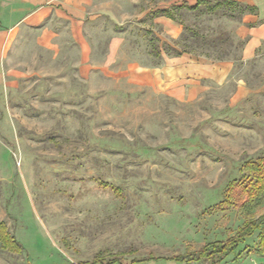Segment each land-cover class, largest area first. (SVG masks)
Segmentation results:
<instances>
[{
  "label": "rangeland",
  "instance_id": "374dc122",
  "mask_svg": "<svg viewBox=\"0 0 264 264\" xmlns=\"http://www.w3.org/2000/svg\"><path fill=\"white\" fill-rule=\"evenodd\" d=\"M180 17L239 40L241 21ZM126 21V58L150 68L171 58L150 54L165 36L151 17ZM106 42L104 35L98 56ZM75 53L71 65L45 54V65L28 68L27 79L0 94V222L22 248L14 254L0 247V264H185L173 257L264 216V198L243 209L255 206L260 190L240 179L243 162L264 156V100L251 94L230 101L237 79L248 88L264 82V52L244 63L241 49L231 50L223 60L233 65L226 83L205 82L207 91L190 102L104 77L113 69L92 68L81 79ZM261 236L220 264H264Z\"/></svg>",
  "mask_w": 264,
  "mask_h": 264
},
{
  "label": "crops",
  "instance_id": "0c3cea01",
  "mask_svg": "<svg viewBox=\"0 0 264 264\" xmlns=\"http://www.w3.org/2000/svg\"><path fill=\"white\" fill-rule=\"evenodd\" d=\"M233 1L255 9L242 17L234 32L244 42L242 61L251 62L264 52V0ZM137 6V12L130 11ZM172 6H180L178 0H0V94L13 91L27 79L28 68L45 65V54L52 60H69L71 65L70 53L74 50L73 65L79 67L81 79L87 80L92 68L108 71L124 64L126 70L121 76L111 70L104 77L116 83L125 78L135 86L152 87L176 101L195 100L207 91L205 82L219 86L226 83L231 62L181 55L164 58L157 67L150 68L126 58L123 51L121 27L133 16L151 17L153 25L165 33L163 42L178 39L179 24L165 17H153L154 12ZM104 35L106 51L101 57L95 52ZM251 94L264 100V83L248 88L239 78L230 101L237 103Z\"/></svg>",
  "mask_w": 264,
  "mask_h": 264
},
{
  "label": "trees",
  "instance_id": "16d2710c",
  "mask_svg": "<svg viewBox=\"0 0 264 264\" xmlns=\"http://www.w3.org/2000/svg\"><path fill=\"white\" fill-rule=\"evenodd\" d=\"M254 12V8L233 0H196L193 5L182 4L156 11L153 13V17L161 16L176 22L181 25L182 32L178 39L164 42L161 47L153 43L150 54L155 58H160L161 54L164 53L172 58L189 55L203 57L215 62L227 60L231 50H242L243 41L234 40L228 32L221 29L216 32L204 33L200 29L198 22L188 25L181 20L180 16L191 14L198 18L208 15L213 18H224L229 21L240 22L244 15ZM254 61L255 59L252 60V62ZM242 172L241 181L249 179L259 183L257 189L260 190V197L256 199L255 206H243V209L249 211L254 209L258 202L260 203L264 198V156L258 157L253 161L243 162ZM102 186L107 187L106 184H102ZM256 232H260L262 235L260 239L262 248L257 254L264 255V216H261L242 224L235 234L226 240L208 243L199 252L187 253L183 257L176 256L173 259L180 258L185 260V264H220L229 254L234 252L240 243L251 238ZM0 247L14 254L22 253L21 246L10 235L4 222H0ZM115 261L117 259L110 260V262ZM97 262H103V260L97 259L93 264Z\"/></svg>",
  "mask_w": 264,
  "mask_h": 264
}]
</instances>
